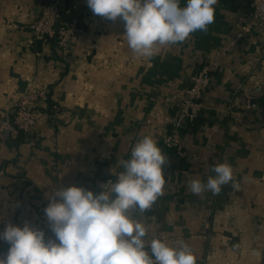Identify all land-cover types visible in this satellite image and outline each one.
Returning a JSON list of instances; mask_svg holds the SVG:
<instances>
[{
	"label": "crops",
	"instance_id": "0c3cea01",
	"mask_svg": "<svg viewBox=\"0 0 264 264\" xmlns=\"http://www.w3.org/2000/svg\"><path fill=\"white\" fill-rule=\"evenodd\" d=\"M70 1L83 7L85 24L65 63L53 42L31 43L30 24L46 0H0V117L32 84L47 88L40 109L53 115L20 140L0 135V228L29 221L51 236L46 193L62 185L99 193L141 136L165 146L189 79L209 63L212 84L183 132L185 156L162 150V194L133 218L145 223L149 241H186L197 264H264V24L237 40L251 0H219L207 31L158 46L152 58L134 55L124 21L94 15L87 0ZM225 161L238 188L190 192V178L206 183Z\"/></svg>",
	"mask_w": 264,
	"mask_h": 264
},
{
	"label": "clouds",
	"instance_id": "9594fccd",
	"mask_svg": "<svg viewBox=\"0 0 264 264\" xmlns=\"http://www.w3.org/2000/svg\"><path fill=\"white\" fill-rule=\"evenodd\" d=\"M219 0H87L94 15L124 21L127 45L136 57L152 58L158 46L184 42L196 31H207L214 23ZM168 157L150 135L141 136L131 149L130 159L120 160L116 180L102 191L79 186H61L46 198L44 209L51 236L25 221L11 222L0 231L9 245L0 264H197V256L186 241L169 245L161 238L146 239L144 222L133 211L151 208L165 184ZM206 183L189 179L194 195H219L222 186L239 185L231 164L212 169ZM112 174L113 170H112Z\"/></svg>",
	"mask_w": 264,
	"mask_h": 264
},
{
	"label": "built area",
	"instance_id": "2783aa9c",
	"mask_svg": "<svg viewBox=\"0 0 264 264\" xmlns=\"http://www.w3.org/2000/svg\"><path fill=\"white\" fill-rule=\"evenodd\" d=\"M65 16H69V19L65 20ZM84 21L83 7L78 2L46 0L36 19L30 24L33 36L31 43L53 42L60 59L69 63L73 56L74 40L84 33ZM263 24L264 0H251V6L240 13V33L237 40L256 32ZM262 49L264 53V45ZM211 73L212 65L203 64L198 73L189 79L186 97L180 101L178 114L163 140L165 147L175 149L181 157L185 156L182 146L183 132L195 123L205 108L203 98L212 84ZM47 101V88L32 84L13 104L8 115L5 118L0 117V135L12 140L21 135L30 136L43 118L53 117L40 109V104ZM8 248V244L0 240V257L7 253Z\"/></svg>",
	"mask_w": 264,
	"mask_h": 264
},
{
	"label": "trees",
	"instance_id": "16d2710c",
	"mask_svg": "<svg viewBox=\"0 0 264 264\" xmlns=\"http://www.w3.org/2000/svg\"><path fill=\"white\" fill-rule=\"evenodd\" d=\"M64 19L65 20H68L69 19V16H65L64 17ZM22 138V136L21 137H19V140ZM163 151H167L168 150V148L167 147H165V146H163V145H161V146H159ZM1 229V228H0ZM8 247H9V245H8Z\"/></svg>",
	"mask_w": 264,
	"mask_h": 264
}]
</instances>
